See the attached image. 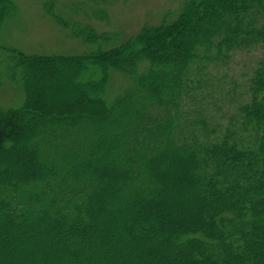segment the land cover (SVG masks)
<instances>
[{
  "label": "trees",
  "instance_id": "obj_1",
  "mask_svg": "<svg viewBox=\"0 0 264 264\" xmlns=\"http://www.w3.org/2000/svg\"><path fill=\"white\" fill-rule=\"evenodd\" d=\"M48 12L86 49L0 43L23 93L0 102V264H264V0H182L129 38Z\"/></svg>",
  "mask_w": 264,
  "mask_h": 264
},
{
  "label": "rangeland",
  "instance_id": "obj_2",
  "mask_svg": "<svg viewBox=\"0 0 264 264\" xmlns=\"http://www.w3.org/2000/svg\"><path fill=\"white\" fill-rule=\"evenodd\" d=\"M14 1L18 13L0 28V43L8 47H15L26 54L41 56L62 52L78 53L86 49L81 40L72 36L70 29L60 25L57 19L48 12L50 9L59 18L69 21L70 24L81 22L100 31H110L120 34L122 38H129L139 33L147 24H159L166 15L178 9L182 0ZM73 7H75L74 10ZM97 12L101 14H97ZM54 77L61 78L60 75H54ZM125 83L126 78L123 75H114L110 88L111 95L121 90ZM22 99L21 89L10 81H6L0 88V102L3 106L18 105ZM110 191L113 195H110L108 200L115 201L114 188L110 187ZM117 199H125V195L120 193L117 195ZM123 209L125 210L123 211L124 215L127 216L128 212L126 211L129 209L126 207ZM124 220H126L125 217ZM34 230L36 231L35 228ZM127 236L131 240L133 234L128 232ZM75 263L81 264L80 262Z\"/></svg>",
  "mask_w": 264,
  "mask_h": 264
}]
</instances>
